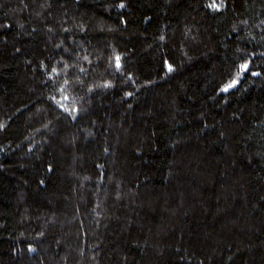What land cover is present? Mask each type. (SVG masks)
Here are the masks:
<instances>
[{
  "label": "trees",
  "instance_id": "1",
  "mask_svg": "<svg viewBox=\"0 0 264 264\" xmlns=\"http://www.w3.org/2000/svg\"><path fill=\"white\" fill-rule=\"evenodd\" d=\"M0 264H264V0H0Z\"/></svg>",
  "mask_w": 264,
  "mask_h": 264
},
{
  "label": "snow or ice",
  "instance_id": "2",
  "mask_svg": "<svg viewBox=\"0 0 264 264\" xmlns=\"http://www.w3.org/2000/svg\"><path fill=\"white\" fill-rule=\"evenodd\" d=\"M119 58H117V62H118ZM117 66H119V64L117 63ZM242 68L246 69L247 68V65H244L242 66ZM171 70V69H170ZM235 81L233 82V84H229L225 89L224 91H227L228 88L232 87L234 85Z\"/></svg>",
  "mask_w": 264,
  "mask_h": 264
}]
</instances>
